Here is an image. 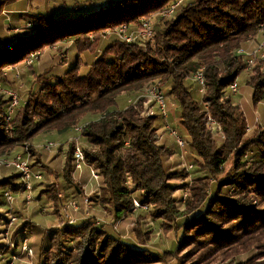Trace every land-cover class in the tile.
<instances>
[{
    "label": "trees",
    "instance_id": "16d2710c",
    "mask_svg": "<svg viewBox=\"0 0 264 264\" xmlns=\"http://www.w3.org/2000/svg\"><path fill=\"white\" fill-rule=\"evenodd\" d=\"M107 1L111 2L81 17L28 16L26 25H34L31 29L25 25L28 32L0 38V85L7 90L13 89L8 84L10 78L19 81L21 73L19 78L13 73L3 77V71L46 47L72 42L80 55L99 54L86 75L80 74V57L61 76L38 75L37 87L28 92L26 100L17 93L21 102L10 121V100L0 92V158L20 153V148L26 156L25 147L29 149L39 135L74 132L92 117L79 135L87 145L81 148L87 165L100 175L101 189L112 196L116 224L138 213L144 219L150 213V218L161 221L165 234L181 236L175 251L156 254L145 248L147 239L142 234L137 235L139 248L107 233L105 226L92 218L74 225L61 219L60 227L51 229L49 246L42 254L38 252V264H264V126L248 134L243 110L227 95L229 87L248 71L253 104L264 101V60L257 57L250 67L245 56L238 54L241 50L251 52L244 45L262 32L264 0H190L168 18L162 14L178 0ZM147 19L153 27L151 40L134 45L111 38L100 51L106 31L123 25L136 27ZM201 71L205 84L199 103L186 82ZM169 80L171 95L180 108L178 123L190 138L183 137L186 147L197 156V167L211 174L214 167L220 172L231 164L226 176L220 180L212 177L216 188L211 195V176L198 179L199 204L181 224L175 223L182 216L177 215L175 206L177 188L170 183L188 179L189 170L166 171L164 159L173 152L160 144L163 138L155 126L160 116H142L145 100H138L151 84L160 83L164 90L162 81ZM124 95L128 106L119 109L118 101ZM209 120L223 135L219 148ZM30 149L37 157V151ZM75 149L72 141L62 167L67 184H75ZM30 164L33 169L32 161ZM45 170L59 175L52 168ZM7 171L10 175L0 178V198L6 191L14 194L21 190L22 183L15 184L19 173ZM51 193L45 190L43 194L59 211L60 201ZM194 198L192 186L188 204ZM135 201L146 209H136ZM1 226L2 233L9 226L2 214ZM14 233L21 232L16 228ZM21 245L5 252V246H0V258L5 260L3 255L8 254L10 259L5 262L9 264ZM244 255L249 256L240 259Z\"/></svg>",
    "mask_w": 264,
    "mask_h": 264
},
{
    "label": "rangeland",
    "instance_id": "374dc122",
    "mask_svg": "<svg viewBox=\"0 0 264 264\" xmlns=\"http://www.w3.org/2000/svg\"><path fill=\"white\" fill-rule=\"evenodd\" d=\"M113 1L117 0H112V2ZM78 2L86 4L79 5L75 0H41L38 2L31 0L19 2V4L14 5V9L11 8V10H28L29 17L38 16L41 14L50 15L54 18L75 16L81 17V15H86L90 12H93L101 8L105 4L110 3L111 1H107V3L106 1L98 0L88 2L79 0ZM26 20H28V17L22 19L21 15H8V17L0 16V38H11L12 36H15L17 34L28 32L27 30H25V23H27ZM16 27L20 28L19 32L13 31ZM263 37L264 31L258 32L257 37H254L253 40L244 45V47H246L248 51H253V49L257 47L263 40ZM110 39L111 38H107L101 42V52L108 44L111 43L112 40ZM98 56V53L91 52H85L80 55L72 42L59 43L55 47H46V49L42 50L41 56L37 61L33 62L34 64L32 66H27L24 62L14 68L12 67L13 70L10 68V70L7 69L6 71H19L22 74L20 81L16 82L17 86L12 90H14L15 92L17 91L19 96L23 98L24 101L26 100L25 97L28 92H30V90L35 91L37 87V85L35 84V80L38 75H43L46 73L48 74V76H61L76 64L79 57L80 74L86 75L89 67L96 61ZM64 59L67 62L63 63ZM248 74L250 75V72H243L238 78V93L234 94L233 96L229 94L228 95L231 97V99L233 98V103L238 104V106H240V108L243 110L247 119L246 121L248 122L249 128L251 129V131H248V134H252L256 128L264 126V101L258 103L256 106L253 104V90L250 86L247 85L246 81L249 76ZM40 81L41 80H39V83ZM162 82L164 84L163 88L165 90L166 97H169V99H167V111L169 113V118L162 119V116H160L155 126L158 127L160 125V127H162L163 124H169L188 141L189 139H187L184 131L178 123L180 119V108L171 95V80ZM186 83L188 88L191 90L193 98L199 103H202L203 94L200 93V87L194 81L193 77L190 76L189 79H187ZM127 98L128 97L125 95L124 97H120L118 101L119 109H123L128 106ZM257 118L260 119L259 123H261V125L256 123ZM92 120H94L92 117L85 119V122H83L81 125L88 124V122ZM166 120L169 121H167L166 123ZM208 125L213 133V137L218 148L221 147L223 144V135L218 128V125L216 124L214 126L211 124V122ZM52 133H54L55 137L51 136ZM52 133L39 135L32 142H30L31 146H29L30 148H33L35 151H37V157H34L33 155L35 153L32 154L31 149L29 148L31 159L33 158V160H31L33 169L41 172V174L43 175L44 184L42 186H39L38 188L37 186H35L34 190L31 193H23V190H20L19 193H14L15 200L13 204V210L15 216L18 219V222H16L17 224L11 229L17 228V231L21 233H11V235L9 236L10 238H6V231L8 228L4 231L2 230L4 233L0 231V246H5L4 252L7 251V249H12L11 245L8 246L7 244H12V242H14V244L19 243L21 245L23 241H27L29 249L33 250V255L27 256L25 254L26 252H24V250H22L20 247V250L18 249L19 253L14 252L16 255L11 257V261L9 262V264H38V252L39 255L42 254V251L46 250V248L49 246V239L51 236L50 232L52 231L51 229L55 226H58L60 220L64 219L62 216L63 214L60 212V209L62 210L63 205L68 202L65 198L68 197L65 193L67 189H70L71 192L68 198L70 199L73 197V199L76 200L82 208V211L79 213L80 215H78L79 217L76 216L79 221L83 218L84 201L87 199L89 200L90 204L89 207L91 218L93 220H96L98 224L104 225L107 233L114 236H119L123 241H126L132 245L138 244L137 235L142 234V236L147 239L145 248L156 254H163L167 251L176 250L181 234L176 232L168 235L165 234V229H163L164 227L161 221H155L154 218H150V213H148V215L144 219H141L142 217L139 216L141 214L138 213L137 215L131 216L129 219L116 224L113 216V201L108 196V193L101 189V180L99 184H97V182L92 179L91 169L89 167L85 166L81 172L74 173L73 171L72 177L74 179V183L77 184V186L75 184H67L65 181H63L64 178L61 172L66 160L65 154L68 151L69 144L72 142V139L76 137V135L74 132L70 131L65 132L66 135H64L65 133ZM167 135L165 134L164 137H166V140H169L171 146H174V150L172 151L174 156L165 157L164 162L166 163L164 164L166 171L175 172L187 170L191 165L194 167L192 170H187L189 173L188 179L173 181L170 183L172 186H175L177 188V191L174 195V198L176 200L175 206L177 209V215L182 216L177 218L175 223L181 224L184 221L186 215L191 212L192 208L198 206L199 204L198 199L200 185L198 183V179L205 176H211V178L214 177L220 180L222 177L227 175L231 168V164L226 165L224 167V170H220V172L219 170H216V167L213 168L211 174L203 172L197 167L195 163L197 156L193 149H191L190 146L186 147V149H181L180 147L176 146L177 144L175 142V138H170ZM79 141L81 147L87 146L85 140H82L80 138ZM48 142H54L58 146V148H56L52 152L46 151L42 146L46 145ZM62 148H64V150H62ZM19 150L21 151L20 153H22V149H17V151ZM49 168L55 170V172L59 175H50L48 170H45ZM10 173V171L0 169V178H4L6 175L9 176ZM13 174L17 175L16 171L13 172ZM212 180L213 178L210 179L211 183ZM20 183V178L16 179L15 184L19 185ZM192 186L195 187V198L190 204H188L187 196ZM210 186L211 188H209L208 192L209 195H211L216 188L215 182H213ZM79 187L82 189V191L79 190ZM45 190L52 191V195L56 193V198H58V200L60 201L59 211H57L58 209L54 202L48 200L43 194ZM0 193H2V191H0ZM27 195L31 196V202L29 203L27 202ZM60 195H62V197H60ZM0 201L5 202L4 198H0ZM6 209L9 210V206H7V204L5 206L3 204H0V214L4 216V210ZM7 222H9L8 219ZM3 226H1L0 229H4ZM140 229L142 231L141 233H139ZM136 246L141 248V246ZM248 256L249 255H244L240 259H246ZM3 257H5L6 260L9 256L8 254H4ZM5 260H3V258H0V264H6ZM169 264H176V262L171 261L169 262Z\"/></svg>",
    "mask_w": 264,
    "mask_h": 264
},
{
    "label": "built area",
    "instance_id": "2783aa9c",
    "mask_svg": "<svg viewBox=\"0 0 264 264\" xmlns=\"http://www.w3.org/2000/svg\"><path fill=\"white\" fill-rule=\"evenodd\" d=\"M79 1V0H76ZM86 2L88 1H93V0H84ZM97 1V0H95ZM98 1H106L107 0H98ZM190 0H178L175 3H173L163 14V18H168L171 17L172 15H174V13L177 11V9L182 6L185 5L186 3H188ZM33 24L32 23H28L26 25V28L31 29L33 28ZM264 31V26L262 27V32ZM104 39L107 38H113L116 39L118 41L127 43V44H137L140 42H146L152 39L153 37V27L151 24V21L147 20H142L140 22L139 26H128V25H123L120 26L116 29L113 30H109L108 32L106 31L104 33ZM238 54H242L243 56H245V58L247 59V62L249 64L250 67H252L255 63V59L257 57H259L260 59L264 60V37L263 40L260 42V44L256 47V49H254L251 52H247L244 50H241L238 52ZM41 56V52H37L32 54L26 61L25 64L27 66H32L35 62L39 59V57ZM12 69V68H11ZM10 70V69H8ZM13 70V69H12ZM11 73L14 74L15 78H19L20 76V72L19 71H3V77L9 76ZM195 81L199 84V86L201 87V93L203 92L204 89V75H203V71L197 73L194 76ZM239 91V84L238 82H235L233 85H231L227 91V95H231L233 96L234 94H237ZM0 92L2 94H4L6 97L9 98L10 100V106L8 109V121H10V116H12L14 109L19 106V102H21L17 92L13 91V90H7V89H3V87L0 85ZM228 95V96H229ZM141 98H143L144 104H143V113L142 116L144 117H154L156 115H160L163 117V119L168 118V104H167V97L165 95L164 90L161 88L160 83H154L151 84V87L147 90V92L145 94H143L142 96L138 97V100H140ZM264 111V108H263ZM258 120V118H257ZM212 125H216V123H214L212 120H210ZM209 122V123H210ZM257 123H259V120L256 121ZM85 125H80L78 127H75L74 129V133L76 135L75 138L72 139L73 143L76 144V149L74 151V166H75V173L76 172H81L83 170V168L89 167L86 163V157L85 154L81 148L80 145V134L82 133ZM209 126V125H208ZM219 128V127H218ZM167 130L170 132V135L172 137L175 138V141L178 145V147H180L181 149H186L187 143L184 140L183 137H180V134L177 132V130L170 128L169 126L167 127ZM248 131H251V129L249 128ZM163 138V135L161 136V139ZM46 151L48 152H52L53 150H55L56 148H58V146L54 143V142H48L46 145L42 146ZM25 152L29 153V149L27 147H25ZM30 154H27L26 156H23V153H15L10 157H6V158H0V169H12L14 171H16L17 173H19V175H21V191L23 190V193H31L34 190V182H42L43 181V175L39 172L34 173L33 169L31 168V159H30ZM91 169V175H92V179L94 181L97 182V184H99L100 181V175L98 174V172L96 170H94L92 167H89ZM193 166H189L187 170H192ZM4 199L5 202L7 203V206H9V210L6 209L5 213H4V218H7L9 220L8 222V229L6 231V238H8L11 233H14L15 229H11L13 226H15L18 222L17 217L14 214V208H13V204H14V194L11 193L10 191H6L4 193ZM60 197H62L60 195ZM27 202H31V196L27 195ZM135 208L136 209H140L142 207V209H146L145 206L140 205L137 201H135ZM90 204H89V200H85L84 201V209H83V220H89L91 218V213H90ZM82 211L81 206L79 205V203L76 200H69L67 203H65L62 207V216L64 218V221L66 224L68 225H74L76 224L79 219L76 218V215L78 213H80ZM13 235V234H12ZM5 238V239H6ZM10 238V237H9ZM8 246L11 245V248H15V244H7ZM21 249L24 250V252H26L25 254L28 256H32L33 255V250L29 249L28 243L27 241H24L22 243Z\"/></svg>",
    "mask_w": 264,
    "mask_h": 264
},
{
    "label": "crops",
    "instance_id": "0c3cea01",
    "mask_svg": "<svg viewBox=\"0 0 264 264\" xmlns=\"http://www.w3.org/2000/svg\"><path fill=\"white\" fill-rule=\"evenodd\" d=\"M23 1H31V0H0V6H1V11H2V14L0 15V16H3V17H8V15H10V16H19V15H21V18L23 19V18H27L28 16H29V14H28V10H11V8H13V6L14 5H18L19 4V2H23ZM33 1V0H32ZM35 2H38V1H41V0H34ZM43 1V0H42ZM76 1V0H75ZM79 5H85L86 3H80V2H78V1H76ZM86 2V1H85ZM65 3V2H64ZM64 6V5H63ZM76 6H78V5H76ZM18 7V6H17ZM14 9V8H13ZM8 20V19H7ZM10 20H11V18H10ZM9 21V20H8ZM27 21V20H26ZM26 24V23H25ZM24 24V25H25ZM11 76H13V75H11ZM10 75H9V77H11ZM21 76H22V74H21ZM20 76V77H21ZM10 80L11 81H9V87L10 88H15L16 86H17V84H16V82H19V81H17V80H15V79H13V77H11L10 78ZM167 99H169V97H167ZM157 116H160L159 114L157 115ZM168 118H169V116H168ZM163 119V118H162ZM257 120V119H256ZM258 120H259V122H260V119L258 118ZM257 120V121H258ZM167 121H169V120H166V123H167ZM257 123V122H256ZM258 124H260L261 125V123H258ZM170 127V128H172V129H174L171 125H169V124H163V126L162 127H160V125L158 126V128H159V133L161 134V135H163V139L161 140V142H160V144L161 145H164L165 147H167L168 149H170L171 151H173L174 149V146H171V144L169 143V140H166V137H164V135L166 134H168L167 136L168 137H170V138H173L171 135H170V132L167 130V127ZM249 126V125H248ZM164 130V131H163ZM176 130V129H175ZM179 133V132H178ZM185 133V132H184ZM180 134V133H179ZM64 135H66V133L64 134ZM185 135H186V137H187V139H189L190 140V138H189V136L185 133ZM51 136H54V133H52L51 134ZM55 137V136H54ZM176 142V141H175ZM177 144V143H176ZM176 146H178V145H176ZM62 150H64V148H62ZM19 153V152H18ZM64 153V152H63ZM62 153V154H63ZM187 153V152H186ZM20 154V153H19ZM62 156V155H61ZM170 156H174V154H172V155H170ZM168 162H170V161H168ZM172 162V161H171ZM164 163H166V162H164ZM33 171H34V173H37L38 171H36L35 169H33ZM44 183L43 182H37V181H35L34 182V187L35 186H37V188L39 187V186H42ZM43 190H44V188H43ZM66 196H70V194H71V192H70V189H67L66 190ZM62 196V195H61ZM108 196L110 197V199L112 200V196L108 193ZM68 197H65L66 199H67V201H69V200H74L73 199V197L72 198H68ZM6 210H4V212H5ZM78 215H80L79 213L76 215L77 217H79ZM114 216V215H113ZM56 227V226H55Z\"/></svg>",
    "mask_w": 264,
    "mask_h": 264
}]
</instances>
